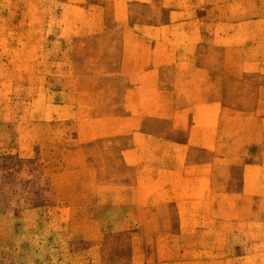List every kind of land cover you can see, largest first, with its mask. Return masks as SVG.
<instances>
[{"label":"rangeland","instance_id":"rangeland-1","mask_svg":"<svg viewBox=\"0 0 264 264\" xmlns=\"http://www.w3.org/2000/svg\"><path fill=\"white\" fill-rule=\"evenodd\" d=\"M0 264H264V0H0Z\"/></svg>","mask_w":264,"mask_h":264},{"label":"crops","instance_id":"crops-1","mask_svg":"<svg viewBox=\"0 0 264 264\" xmlns=\"http://www.w3.org/2000/svg\"><path fill=\"white\" fill-rule=\"evenodd\" d=\"M115 3L118 1V0H114ZM136 1H140L141 3L142 2H145V3H153V0H136ZM169 1H174V0H169ZM125 3V1H123ZM178 3H183V4H186V3H193V2H196V3H199V4H229V0H177ZM114 20H117L120 24L122 25V21H128L130 19V16L125 14L124 12L122 13H115L114 14ZM148 18V17H147ZM128 24L126 23V26L124 28H120V29H124L123 32H121L122 35H136L138 34V32L134 31V27H129L127 26ZM141 29L142 30H145V31H142L140 32L141 34H152L153 33V27L149 26V25H141ZM148 67V66H146ZM132 77L131 76H127V77H110L109 79H98V82H111V83H142L144 82V79H131ZM122 111V110H121ZM126 112H132L133 114H131L132 117H130L127 122H137L136 125H134L133 123H130V129H131V132L133 131L134 129V126L137 127V129H142L143 127H146V125L152 121H164L165 119L164 118H167L168 115H169V110L167 109H161V108H138V109H134L133 111H126ZM115 117V121H117L118 124H122V117L123 115L122 114H116L114 115ZM156 117H161V118H156ZM124 120H126L125 117H123ZM134 133V132H132ZM131 133V134H132ZM217 132H215L216 134ZM118 134L115 132V135ZM144 137V136H143ZM145 138V137H144ZM166 138V137H165ZM210 142L208 144H204L203 146L201 147H204V148H207L209 146V152H211L212 148L215 147V144H216V140L212 139V137L210 138L209 140ZM189 145H193V146H197L196 143L193 142V140H190L189 139ZM212 143L214 144L213 147H212ZM178 147L180 148H185L184 146L179 145ZM198 147V146H197ZM193 149H190V150H185L186 153H189L191 152ZM185 161V155L183 157V160L182 162ZM212 161H216L215 160H212L210 159L209 162L212 163ZM228 225V224H227Z\"/></svg>","mask_w":264,"mask_h":264}]
</instances>
